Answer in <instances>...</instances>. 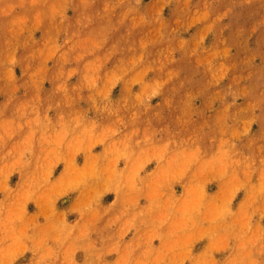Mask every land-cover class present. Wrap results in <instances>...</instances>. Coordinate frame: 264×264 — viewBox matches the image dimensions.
<instances>
[{"label": "rangeland", "instance_id": "obj_1", "mask_svg": "<svg viewBox=\"0 0 264 264\" xmlns=\"http://www.w3.org/2000/svg\"><path fill=\"white\" fill-rule=\"evenodd\" d=\"M0 264H264V0H0Z\"/></svg>", "mask_w": 264, "mask_h": 264}]
</instances>
